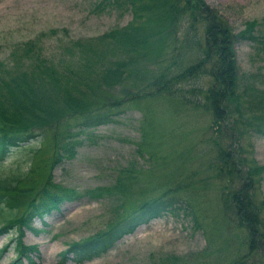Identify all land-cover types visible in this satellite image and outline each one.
Instances as JSON below:
<instances>
[{
  "label": "rangeland",
  "instance_id": "obj_1",
  "mask_svg": "<svg viewBox=\"0 0 264 264\" xmlns=\"http://www.w3.org/2000/svg\"><path fill=\"white\" fill-rule=\"evenodd\" d=\"M99 1L0 0V62L12 68V60L23 53V42L39 38L42 55L51 58L62 71L70 57L75 65H81L82 71L86 70L79 50L74 47L73 53L66 55V46L73 39L94 38L132 19L131 11L104 9L98 6ZM204 1L234 31L245 28L247 21L257 20L256 29L264 38V0ZM189 19L180 17L171 26L177 41L167 47V57L191 59L193 56L197 39L187 44L189 53L183 52L182 41L187 37L192 40L195 32L202 36L206 21ZM234 48L240 73L264 71L263 42L236 41ZM32 55L36 58L35 52ZM33 56L25 55L23 59L30 63L35 59ZM146 64L141 75L151 71ZM207 77L203 74L181 79L177 85L182 89L174 94H149L125 101L120 104L124 110L115 119L90 129L76 155L53 169L55 182L80 192L115 184L118 188L100 197L85 195L66 201L44 218L35 217L32 224L43 229L36 232L25 228L21 239L35 245L31 255L38 264H229L244 256L248 248L247 227L228 202L231 201L226 190L229 187L215 173L214 139L220 138L228 145L230 138L214 129L209 107L203 105L199 93L192 89L197 85L206 87ZM133 78L126 77L125 84ZM121 88L117 83L111 92L120 96ZM230 108L234 117L238 115L235 102ZM227 130L232 135L236 133ZM40 139L38 135L12 147L0 158V173L27 169L31 150L40 145ZM52 151L51 139L45 138L33 164L31 178L35 185L45 180ZM239 151L246 169L248 165L264 164V136L247 130ZM241 172H245L243 166ZM256 177L259 179L253 192L260 201L264 199V171ZM170 193L179 198L175 209L140 223L106 252L82 263L62 259L61 252L71 242L128 217L147 198ZM261 215L264 219V206ZM3 223L0 216V227ZM18 238L16 226L0 234V252L8 244L7 250L0 253V264H10L18 256L15 247ZM23 261L28 262L24 257Z\"/></svg>",
  "mask_w": 264,
  "mask_h": 264
},
{
  "label": "trees",
  "instance_id": "obj_2",
  "mask_svg": "<svg viewBox=\"0 0 264 264\" xmlns=\"http://www.w3.org/2000/svg\"><path fill=\"white\" fill-rule=\"evenodd\" d=\"M98 6L119 12L131 11L132 19L94 38L73 39L66 46V55L72 54L75 48L79 50L86 70L82 71L81 65H75L70 57L62 71L51 58L42 55L39 38L23 42L21 57L12 60L13 69L0 62V158L12 147L38 135L41 136L40 145L48 138L53 146L49 172L40 185H35L31 178L40 145L32 148L27 169L0 173V216L4 220L0 234L14 226L19 232L15 247L20 257L10 264H25L23 257L27 264H38L31 255L35 245L21 239L25 228L36 232L43 229L32 224L35 217L44 218L66 201L85 195L100 197L118 188L115 184L80 192L53 180V169L76 155L90 129L115 119V115L124 110L120 104L127 100L149 94H174L182 89L177 85L181 79L203 74L208 76L204 82L206 87L197 85L192 89L199 93L203 105L209 107L214 129L220 134L225 132L230 138V142H226L228 145L220 138L214 139L217 147L215 173L229 187L226 188L231 199L228 202L235 207L248 231L246 253L229 264H264V219L261 215L264 199L257 201L253 192L259 179L256 175L264 171V164L248 165L246 169V161L239 151L247 130L264 136V71L240 73L234 48V42L241 40L264 43L256 29L258 21H247L245 28L234 31L204 0H100ZM180 17L190 18L189 21L202 20L201 23L206 21L202 36L195 32L192 40L187 37L182 41L185 44L183 52L189 53L187 44L197 39L191 59L165 55L170 43L177 41L171 26L173 28ZM25 55L35 59L28 63L23 59ZM144 64L150 66L151 74H140ZM130 75L134 76L133 80L125 84V78ZM117 83L122 85L120 96L111 92ZM232 102L237 107L235 117L230 108ZM227 129L236 133L232 135ZM178 201L177 195L171 193L147 198L128 217L71 242L61 252L62 259L82 263L99 256L140 223L175 209ZM20 208H23L21 212ZM7 248L5 244L1 252Z\"/></svg>",
  "mask_w": 264,
  "mask_h": 264
}]
</instances>
